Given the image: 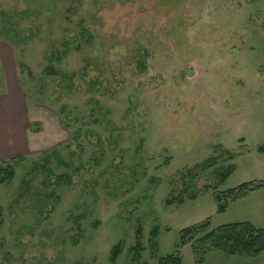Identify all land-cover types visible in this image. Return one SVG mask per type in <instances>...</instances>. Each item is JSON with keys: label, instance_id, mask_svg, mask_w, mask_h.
<instances>
[{"label": "rangeland", "instance_id": "374dc122", "mask_svg": "<svg viewBox=\"0 0 264 264\" xmlns=\"http://www.w3.org/2000/svg\"><path fill=\"white\" fill-rule=\"evenodd\" d=\"M260 145L264 0H0V264H200L264 228V187L215 199L264 182Z\"/></svg>", "mask_w": 264, "mask_h": 264}, {"label": "trees", "instance_id": "16d2710c", "mask_svg": "<svg viewBox=\"0 0 264 264\" xmlns=\"http://www.w3.org/2000/svg\"><path fill=\"white\" fill-rule=\"evenodd\" d=\"M257 150L264 153V145L258 146ZM216 158H208L206 161L198 164L196 167L206 168L215 164ZM232 171L231 167H228L221 176V180L225 179L227 175ZM7 177L12 175V168L8 167L5 170ZM3 181V178L1 179ZM264 187V182H244L237 187L227 189L223 192L216 193L215 199L218 204V211L222 212L225 209V200L230 198L232 200L243 197L246 194ZM171 201H167L169 203ZM181 202V199H178ZM208 221L205 220L199 224H195L179 231L178 246H183L202 230L208 227ZM156 228L151 231V236L156 235ZM200 251L204 253L207 247L210 250L219 251L223 255H241L246 257H255L264 252V228L255 227L248 221L226 223L216 226L215 228L207 231L203 236L197 239ZM154 244V243H153ZM207 245V246H206ZM155 244L152 245L155 248ZM119 245H115L109 255L111 264H114L115 259L119 254ZM141 243L139 238H136L134 250L139 252ZM203 259L197 261L201 263ZM157 264H181V257L177 254H168L160 257Z\"/></svg>", "mask_w": 264, "mask_h": 264}, {"label": "crops", "instance_id": "0c3cea01", "mask_svg": "<svg viewBox=\"0 0 264 264\" xmlns=\"http://www.w3.org/2000/svg\"><path fill=\"white\" fill-rule=\"evenodd\" d=\"M200 264H264V252L255 257L223 255L219 251L204 256Z\"/></svg>", "mask_w": 264, "mask_h": 264}, {"label": "water", "instance_id": "95a60500", "mask_svg": "<svg viewBox=\"0 0 264 264\" xmlns=\"http://www.w3.org/2000/svg\"><path fill=\"white\" fill-rule=\"evenodd\" d=\"M186 73L189 74V75H191V74H192V70L187 69V70H186Z\"/></svg>", "mask_w": 264, "mask_h": 264}]
</instances>
